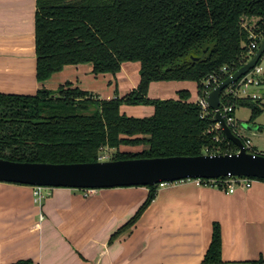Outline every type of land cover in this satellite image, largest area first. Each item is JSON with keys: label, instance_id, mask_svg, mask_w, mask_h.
<instances>
[{"label": "trees", "instance_id": "obj_1", "mask_svg": "<svg viewBox=\"0 0 264 264\" xmlns=\"http://www.w3.org/2000/svg\"><path fill=\"white\" fill-rule=\"evenodd\" d=\"M35 25L38 81L67 65L91 64L96 75H116L123 63L138 62L140 83L112 100L70 83L35 95L0 93V158L96 162L103 148L121 146L143 149L111 160L237 152L215 129L211 108L204 116L187 92L178 100H152L148 91L152 82L192 80L201 96L210 75L241 68L250 44L264 37V0H37ZM232 103L250 106L252 120L262 111L254 100ZM125 105H151L154 113L129 117ZM147 187L150 196L134 221L155 198L158 185ZM221 248L215 224L202 264L220 263Z\"/></svg>", "mask_w": 264, "mask_h": 264}, {"label": "crops", "instance_id": "obj_2", "mask_svg": "<svg viewBox=\"0 0 264 264\" xmlns=\"http://www.w3.org/2000/svg\"><path fill=\"white\" fill-rule=\"evenodd\" d=\"M36 12L37 0H0V93L35 95L70 83L110 100L118 89L126 96L137 88L138 62L123 63L116 76L96 75L91 64L67 65L38 81ZM260 90L262 111L252 120L250 106H237L234 129L263 151L264 82ZM182 91L190 92L189 100L199 95L195 81H160L151 84L150 99L178 100ZM33 187L0 182V264H202L215 224L222 239L216 264H264V180L234 193L190 179L158 185L135 221L150 196L146 186L46 188L42 199Z\"/></svg>", "mask_w": 264, "mask_h": 264}, {"label": "water", "instance_id": "obj_3", "mask_svg": "<svg viewBox=\"0 0 264 264\" xmlns=\"http://www.w3.org/2000/svg\"><path fill=\"white\" fill-rule=\"evenodd\" d=\"M264 56V37L258 49L241 68L224 79L208 95L213 120L235 153H203L197 156H168L99 160L81 163L19 162L0 158V182L49 188L104 189L155 186L186 179L253 178L264 180V156L248 152L242 138L227 124L220 111L221 94L254 69Z\"/></svg>", "mask_w": 264, "mask_h": 264}, {"label": "built area", "instance_id": "obj_4", "mask_svg": "<svg viewBox=\"0 0 264 264\" xmlns=\"http://www.w3.org/2000/svg\"><path fill=\"white\" fill-rule=\"evenodd\" d=\"M254 38H257L256 35H253ZM259 43L257 41H253L250 44L249 48V56L248 59L252 58L255 51L258 49ZM263 71V68L260 64H257L254 69H252L249 73L242 76L238 81L228 86L221 94V105H220V111L225 118L227 124L233 129L235 132V126H236V119H235V106L232 103V101L236 100H254L257 101L261 98V95L259 94L260 88H262V84L264 82V77L261 75ZM234 72L228 73L227 68H223L221 72L212 74L209 76V78L205 82V89L203 91V94L200 96V99L197 101V105L201 107L203 115L206 116L208 114L209 110V104L207 101L209 93L218 85L220 84L224 79L230 77ZM216 130H220V125L216 124L215 127ZM236 133V132H235ZM246 149L248 152H251L256 155H262L264 156V150L258 151L254 150L251 140H245L243 141ZM238 151V149H237ZM106 160L107 157L104 155L100 156L99 160ZM193 180L198 186H216L221 187L230 193H234L237 188H243L247 189L250 188L253 184V182L256 179L253 178H225V179H190ZM168 183L160 184L165 185ZM34 196L38 199H42L45 197L44 190L47 188L40 187V186H34Z\"/></svg>", "mask_w": 264, "mask_h": 264}, {"label": "rangeland", "instance_id": "obj_5", "mask_svg": "<svg viewBox=\"0 0 264 264\" xmlns=\"http://www.w3.org/2000/svg\"><path fill=\"white\" fill-rule=\"evenodd\" d=\"M252 24V23H251ZM134 64H136V65H138L137 63H134V62H132L131 63V66L133 65V66H135ZM260 64L262 65V66H264V56H263V58H262V60H261V62H260ZM110 75H113V74H110ZM117 75V74H116ZM116 75H114V76H116ZM100 79H101V83H105V79H106V77L105 76H101L100 77ZM138 79L140 80V74H138ZM172 81H185V82H189V84H190V82H194V81H192V80H172ZM172 81H166V82H172ZM157 82H160V81H157ZM162 82H164V81H162ZM140 83V82H139ZM152 83H155V82H152ZM151 83V84H152ZM195 83H197L196 81H195ZM151 84H150V86H151ZM198 84V83H197ZM139 85V84H138ZM150 86H149V91H148V98H150V94L152 95L153 94V96H155V94L153 93V92H150ZM138 87V86H137ZM57 90V89H56ZM55 91V90H54ZM116 91V88H115V90H114V92ZM120 89H118V91H116V93H115V96H114V98H112V99H115L117 96H119L120 98H122V97H124V96H121L120 95ZM262 90H260L259 92H261ZM96 95H100V94H98V93H100V92H98V91H93ZM184 92H187L188 93V101L190 102V101H194L195 100V102L194 103H196L197 101H198V99H199V95L197 96H195V98H193V100H189V99H192V98H190V92L189 91H184ZM179 95H180V92L178 93ZM261 95L263 96V93L261 92ZM100 97V96H99ZM197 97V98H196ZM102 100H105L104 98H101ZM112 99H110V100H112ZM179 99H180V97H179ZM152 100H158V99H152ZM126 106V105H125ZM136 107H133V106H128V107H124V111L123 112H125V113H127V116H129V117H135V118H145V117H149L150 115H148V114H150L151 112H152V109H151V107H153V106H151V105H135ZM135 111V112H134ZM255 143V142H254ZM260 147L262 148V149H264V141H261L260 142ZM143 149V147H130V146H121L119 149H109V148H103L102 150H101V152H100V154L101 155H104V156H106L107 157V159L106 160H111V159H114L116 156H117V153L118 152H123V153H127V152H139L140 150H142ZM261 151V150H260ZM105 160V159H104ZM44 188H46V187H44ZM47 188H49V187H47Z\"/></svg>", "mask_w": 264, "mask_h": 264}]
</instances>
